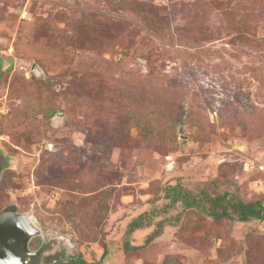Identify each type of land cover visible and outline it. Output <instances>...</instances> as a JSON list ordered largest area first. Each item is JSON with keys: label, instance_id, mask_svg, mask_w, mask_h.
<instances>
[{"label": "rangeland", "instance_id": "1", "mask_svg": "<svg viewBox=\"0 0 264 264\" xmlns=\"http://www.w3.org/2000/svg\"><path fill=\"white\" fill-rule=\"evenodd\" d=\"M0 159L49 258L264 264V219L194 207L124 250L170 185L264 205V0H0Z\"/></svg>", "mask_w": 264, "mask_h": 264}, {"label": "trees", "instance_id": "2", "mask_svg": "<svg viewBox=\"0 0 264 264\" xmlns=\"http://www.w3.org/2000/svg\"><path fill=\"white\" fill-rule=\"evenodd\" d=\"M164 197L165 199H169L170 201L161 205V210L158 211V209L155 207L150 212L145 211L137 217L133 218L129 223V233L151 225L154 226V229L148 235L146 242L142 245H134L129 240L125 241V252L129 253L132 250H138L145 247V245L152 242L163 232L166 223L175 224L180 222L183 216L182 211L192 207L201 209L203 211L207 210L209 214L216 219H219L221 217L232 219L234 216L238 217V219H240L241 221H247L251 218H257L260 220L264 219V205L261 201L244 202L242 200L229 199L227 198L226 193L218 194L216 196L207 194L205 200L208 201L209 204H205L204 202L197 200L198 197L191 195V192L184 188L182 185L176 184L170 185L165 189ZM179 201L182 202L183 209L180 210L174 216V218L169 217L171 208H176V204ZM160 212H162V214L167 213L166 219L155 220L154 217L159 215ZM72 259V261L60 262L58 264H91L86 262L82 257H74ZM94 264L104 263L98 262Z\"/></svg>", "mask_w": 264, "mask_h": 264}, {"label": "water", "instance_id": "3", "mask_svg": "<svg viewBox=\"0 0 264 264\" xmlns=\"http://www.w3.org/2000/svg\"><path fill=\"white\" fill-rule=\"evenodd\" d=\"M2 168L0 166V177ZM40 233V227L26 213L18 212L16 207H9L0 212V264H25L18 261V247L23 248L26 256L33 255L29 250V242ZM13 241V242H11ZM40 247L37 252L41 251Z\"/></svg>", "mask_w": 264, "mask_h": 264}, {"label": "flooded vegetation", "instance_id": "4", "mask_svg": "<svg viewBox=\"0 0 264 264\" xmlns=\"http://www.w3.org/2000/svg\"><path fill=\"white\" fill-rule=\"evenodd\" d=\"M0 166L1 167L3 166V162H1V159H0ZM11 207H14V206H11ZM63 240L64 239H62V238L54 237V238H50L47 241H43V243L40 246L43 248L38 253H35V252H37L40 247L36 250H33L30 247L31 242H29V250L31 252H34V254L26 256L24 251H23L22 246L18 247L17 249L19 251H18V254L16 256V257H18L17 260L18 261L25 260V264H58L60 262L72 261L73 260L72 258H74V257L69 256V255L65 256L66 255V248L62 249L60 257H58V258H49L50 256H47L48 254L50 255V253L53 255L54 252H59L60 249L63 247L62 246ZM11 242H13V241H11Z\"/></svg>", "mask_w": 264, "mask_h": 264}, {"label": "built area", "instance_id": "5", "mask_svg": "<svg viewBox=\"0 0 264 264\" xmlns=\"http://www.w3.org/2000/svg\"><path fill=\"white\" fill-rule=\"evenodd\" d=\"M261 165H263V168L262 167L261 168L264 169V161L261 163Z\"/></svg>", "mask_w": 264, "mask_h": 264}]
</instances>
